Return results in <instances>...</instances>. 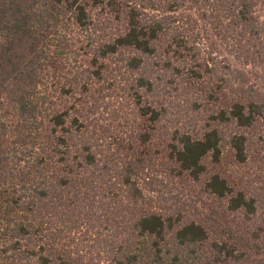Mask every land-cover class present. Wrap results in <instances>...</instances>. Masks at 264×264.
I'll return each mask as SVG.
<instances>
[{"label": "trees", "instance_id": "1", "mask_svg": "<svg viewBox=\"0 0 264 264\" xmlns=\"http://www.w3.org/2000/svg\"><path fill=\"white\" fill-rule=\"evenodd\" d=\"M256 71V0H0V264H264Z\"/></svg>", "mask_w": 264, "mask_h": 264}, {"label": "rangeland", "instance_id": "2", "mask_svg": "<svg viewBox=\"0 0 264 264\" xmlns=\"http://www.w3.org/2000/svg\"><path fill=\"white\" fill-rule=\"evenodd\" d=\"M257 3V14L259 15H264V0H256ZM224 54V52H223ZM257 75H261L260 78L257 79V83H259V85H262L261 87L264 90V73H260L259 71H256ZM121 92V91H119ZM169 100H173V98L171 97ZM114 101L111 102V104H114V106H111L112 108L117 107L118 103H113ZM178 103H179V107L178 109H181V111H187L190 112L192 114H195L196 116H201L202 118L206 117V115L208 114L209 110L211 109H191L192 111H190L189 109H185L186 107V103L181 101L180 99H178ZM116 123V122H115ZM258 159V160H255ZM254 160V161H252ZM251 161H249V165L248 166H240V165H235L233 166L234 162L232 157L227 154L221 161L220 164H216L215 166L208 164V168L214 171L219 172L221 175L230 178V180H233L234 182H236L235 176L236 174L239 175V172L244 174L245 179L248 180L249 177L252 181V183L254 184L253 187L257 186H263L264 187V180L262 182H260V178H258L257 173L260 171H255V169H259L260 168H256V164L258 163V161L260 160V162H262L264 160V150L260 151V154H255L253 156V159ZM261 164V163H260ZM261 165H264V163H262ZM262 168L264 169V167L262 166ZM239 170V171H237ZM262 173V172H261ZM252 175H255L254 178H251ZM257 176V178H256ZM242 185H245L244 183Z\"/></svg>", "mask_w": 264, "mask_h": 264}]
</instances>
